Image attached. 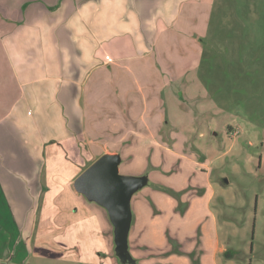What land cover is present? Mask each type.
Returning <instances> with one entry per match:
<instances>
[{"label": "rangeland", "instance_id": "374dc122", "mask_svg": "<svg viewBox=\"0 0 264 264\" xmlns=\"http://www.w3.org/2000/svg\"><path fill=\"white\" fill-rule=\"evenodd\" d=\"M166 33L167 53L158 42L146 69L102 86L132 103L135 132L95 133L69 157L47 149L21 264H264V0H190ZM104 153L148 177L128 256L108 209L74 186Z\"/></svg>", "mask_w": 264, "mask_h": 264}, {"label": "crops", "instance_id": "0c3cea01", "mask_svg": "<svg viewBox=\"0 0 264 264\" xmlns=\"http://www.w3.org/2000/svg\"><path fill=\"white\" fill-rule=\"evenodd\" d=\"M189 1L0 0V260L26 257L50 146L69 157L95 133L137 130L132 103L102 86L130 63L146 69L158 42L167 53L161 38Z\"/></svg>", "mask_w": 264, "mask_h": 264}, {"label": "water", "instance_id": "95a60500", "mask_svg": "<svg viewBox=\"0 0 264 264\" xmlns=\"http://www.w3.org/2000/svg\"><path fill=\"white\" fill-rule=\"evenodd\" d=\"M120 162L119 154L101 155L76 178L74 186L78 192L85 193L108 209L115 226L116 250L120 256H128V237L133 219L132 197L147 184L148 177L121 173Z\"/></svg>", "mask_w": 264, "mask_h": 264}]
</instances>
